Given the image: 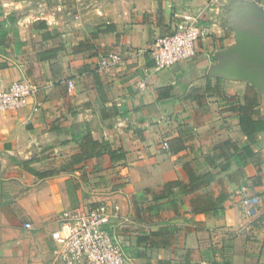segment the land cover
I'll list each match as a JSON object with an SVG mask.
<instances>
[{
  "label": "crops",
  "instance_id": "crops-1",
  "mask_svg": "<svg viewBox=\"0 0 264 264\" xmlns=\"http://www.w3.org/2000/svg\"><path fill=\"white\" fill-rule=\"evenodd\" d=\"M207 2L0 0V91L36 86L24 106L0 111V264H59L61 214L99 204L128 264H264V131L249 138L239 110L255 105L249 116L264 119V95L211 73L235 29L233 2L203 13ZM187 11L202 12L208 34L194 58L157 70L136 50ZM110 52L124 62L100 71ZM209 172L207 186L167 192ZM243 186L263 199L256 218Z\"/></svg>",
  "mask_w": 264,
  "mask_h": 264
},
{
  "label": "built area",
  "instance_id": "built-area-1",
  "mask_svg": "<svg viewBox=\"0 0 264 264\" xmlns=\"http://www.w3.org/2000/svg\"><path fill=\"white\" fill-rule=\"evenodd\" d=\"M234 1L238 0H208L202 12L220 11L223 5ZM246 1L255 2L264 9V0ZM202 12H183L172 33L159 36L150 47L138 48L136 53L151 57L157 70L194 58L197 41L208 34L206 26L200 23ZM123 62L120 53L110 52L100 57L99 70H109ZM68 85L73 88L74 82L70 80ZM35 90L36 86L28 79L13 81L7 89L0 91V111L24 106ZM164 146L167 148L168 143L165 142ZM240 193L246 216L252 219L260 215L263 211L262 197L250 194L246 186L240 189ZM108 215L107 204L65 210L60 217V226L52 232L55 260L59 264H128L130 258L105 228ZM25 227L32 228V223L26 222Z\"/></svg>",
  "mask_w": 264,
  "mask_h": 264
},
{
  "label": "water",
  "instance_id": "water-1",
  "mask_svg": "<svg viewBox=\"0 0 264 264\" xmlns=\"http://www.w3.org/2000/svg\"><path fill=\"white\" fill-rule=\"evenodd\" d=\"M230 25L235 43L217 53L214 76L250 82L264 95V9L252 1L232 4Z\"/></svg>",
  "mask_w": 264,
  "mask_h": 264
},
{
  "label": "trees",
  "instance_id": "trees-1",
  "mask_svg": "<svg viewBox=\"0 0 264 264\" xmlns=\"http://www.w3.org/2000/svg\"><path fill=\"white\" fill-rule=\"evenodd\" d=\"M9 19H12V16L9 17ZM6 24V21L3 19L0 21V28L3 27ZM7 32L6 31H1L0 32V39H4V35H6ZM256 105H259V103H257ZM255 106V105H254ZM254 106H240V112H241V116H240V122L243 128V131L248 135L249 138H254V136H256L258 133H260L261 131H264V119H253L252 117L249 116V113L253 112V107ZM224 146H230L231 143L230 141H225L223 143ZM237 149V148H236ZM98 153L100 154V151H98ZM247 153V152H246ZM249 153V152H248ZM111 157H122L124 154H119L118 156H115L116 154H114V151H110ZM236 157L237 160L240 163H245L244 161L247 159V157H245V154L243 153V156H241L240 153H238V149L236 150ZM116 159V158H115ZM212 173H205L202 175H197V174H192L189 173V182L188 183H184L181 180H175V181H171L168 182L166 184V189L167 192L171 191L172 187H177L181 190L182 193H190L195 191L196 189H199L203 186H207L209 184L210 179L212 178Z\"/></svg>",
  "mask_w": 264,
  "mask_h": 264
}]
</instances>
